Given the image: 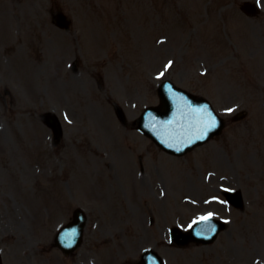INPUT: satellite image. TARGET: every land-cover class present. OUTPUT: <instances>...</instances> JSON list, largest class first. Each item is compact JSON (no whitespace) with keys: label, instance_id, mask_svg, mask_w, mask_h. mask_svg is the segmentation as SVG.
Returning a JSON list of instances; mask_svg holds the SVG:
<instances>
[{"label":"rangeland","instance_id":"1","mask_svg":"<svg viewBox=\"0 0 264 264\" xmlns=\"http://www.w3.org/2000/svg\"><path fill=\"white\" fill-rule=\"evenodd\" d=\"M243 1L0 0L7 187L21 197L8 226L23 237L22 264H140L142 249L153 245L168 264H264V0L258 17L241 11ZM59 11L72 18L70 31L51 24ZM33 39L39 47L32 50ZM167 78L206 95L226 117L241 109L249 117L172 162L132 129ZM46 111L62 117L58 143ZM133 145L141 147L132 152ZM146 146L149 167L139 175L136 159ZM223 188L241 189L245 207L221 199L206 206ZM197 191L200 210L192 205ZM51 192L55 203L70 193L91 213L86 245L66 261L40 255L39 238L66 220L60 211L53 219L42 214L46 201L35 197ZM205 211L229 221L215 243L168 241L171 226H187ZM179 214L188 217L184 223L175 220ZM91 245L94 252H86Z\"/></svg>","mask_w":264,"mask_h":264},{"label":"water","instance_id":"2","mask_svg":"<svg viewBox=\"0 0 264 264\" xmlns=\"http://www.w3.org/2000/svg\"><path fill=\"white\" fill-rule=\"evenodd\" d=\"M174 94V92H173ZM172 94V96H174ZM171 96V98H173ZM187 99V97H184ZM179 98H174V101ZM191 102H185L180 107H177L176 105L172 104V101H170V98L168 99V102L165 99L164 108L172 111L169 112L167 115V118L164 116L162 117V113L157 111L156 108H152L154 110H148L146 111V122L150 123L152 126V130L156 135H163L166 137L171 145H165L167 148L171 147L172 151H179L175 145L180 144L182 145L187 138L190 136H193V133H198L199 128V119H205L206 113L204 112H197L195 110L197 109H204L207 108L209 111H212L211 107L206 102H198L200 100L194 99ZM180 103V102H179ZM204 103V105H203ZM151 120V121H148ZM148 121V122H147ZM162 122H164L162 124ZM189 145V144H188ZM188 145L184 146L183 148H188ZM169 146V147H168ZM183 150V149H182ZM70 231L69 229L66 230V232Z\"/></svg>","mask_w":264,"mask_h":264},{"label":"snow or ice","instance_id":"3","mask_svg":"<svg viewBox=\"0 0 264 264\" xmlns=\"http://www.w3.org/2000/svg\"><path fill=\"white\" fill-rule=\"evenodd\" d=\"M259 3H260V0H257V4H259ZM171 63L172 62L170 61L169 64L165 66L166 69L171 66ZM161 75H163V73H161ZM169 91H171V89H169ZM195 111L206 113V118L202 122L203 123V128H202L201 135L194 137V139H192V140H189L190 144L194 143L195 140H203V139H205L206 136H207V133L217 127V119H216V117L207 108L197 109ZM226 111L231 113L234 110L230 108V109H227ZM224 190L225 191H229L228 189H224ZM221 203H223V201H221ZM211 219H212V213H208L207 215L201 216L197 220L192 221V223L189 224L188 227L191 228L193 225H202V224L206 225L207 222L210 221ZM209 230L214 233L215 232V227L214 226L210 227ZM76 234L77 233H76L75 230H70V231H68V232H66L64 234L63 240L66 242L65 246H67V247H71L72 246V243H73V240H74ZM198 234H200V233H198Z\"/></svg>","mask_w":264,"mask_h":264},{"label":"flooded vegetation","instance_id":"4","mask_svg":"<svg viewBox=\"0 0 264 264\" xmlns=\"http://www.w3.org/2000/svg\"><path fill=\"white\" fill-rule=\"evenodd\" d=\"M6 187L3 179L0 178V264H6V255L8 250L7 242V210H6ZM14 261L19 260V256L14 255ZM12 260V256H11Z\"/></svg>","mask_w":264,"mask_h":264}]
</instances>
